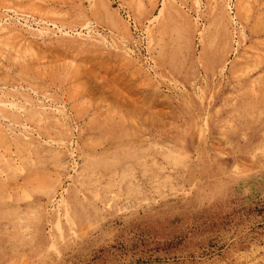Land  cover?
Segmentation results:
<instances>
[{
  "label": "rangeland",
  "instance_id": "1",
  "mask_svg": "<svg viewBox=\"0 0 264 264\" xmlns=\"http://www.w3.org/2000/svg\"><path fill=\"white\" fill-rule=\"evenodd\" d=\"M0 264H264V0H0Z\"/></svg>",
  "mask_w": 264,
  "mask_h": 264
}]
</instances>
